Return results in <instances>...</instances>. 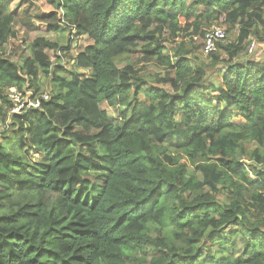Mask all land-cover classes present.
I'll return each mask as SVG.
<instances>
[{"label": "trees", "instance_id": "trees-1", "mask_svg": "<svg viewBox=\"0 0 264 264\" xmlns=\"http://www.w3.org/2000/svg\"><path fill=\"white\" fill-rule=\"evenodd\" d=\"M13 1L0 118L10 87L38 95L43 76L49 99L1 134L0 264H264V0H54L22 17ZM16 20L89 41L16 45ZM214 24L226 39L204 55ZM105 102L127 110L114 122Z\"/></svg>", "mask_w": 264, "mask_h": 264}, {"label": "rangeland", "instance_id": "rangeland-1", "mask_svg": "<svg viewBox=\"0 0 264 264\" xmlns=\"http://www.w3.org/2000/svg\"><path fill=\"white\" fill-rule=\"evenodd\" d=\"M54 0H14L15 6L18 7L21 6L19 9L18 17H22L24 13H34V14H46V13H52L55 11V5L52 3ZM61 15V13H59ZM59 15V16H60ZM38 30L30 31L27 29V27H24L21 22L18 20L13 23V29L16 32L17 38L13 41L15 44L19 43H28L34 40L36 37L44 36L45 38L57 41L60 45H66L70 42L69 39V28H63V30L57 31V32H50L49 30L45 29L42 24H37ZM223 28V27H222ZM224 29V28H223ZM225 31V29H224ZM226 32V31H225ZM237 33V32H236ZM12 42V43H13ZM74 48L72 49L73 53H78L81 51L84 46L88 43L87 39L84 38H74V40L71 41ZM14 59H16L14 57ZM130 62V61H129ZM127 63L126 59H121L118 62L119 67H122ZM68 67H70V64H67ZM146 69L145 71H148V75L160 73L163 74V70L153 66V65H145ZM42 79V90L39 92V94L48 92L47 88V79L45 77H41ZM22 93H26V98L32 94V90H29L27 88H24L23 90H20ZM9 91L7 90V94ZM105 107L109 113V117L114 122L121 119L124 112H126V108L121 107L117 104L110 105L105 102L104 105H102V108ZM1 134H4L3 131L0 132V138L3 137ZM6 135V134H5ZM54 196V195H53Z\"/></svg>", "mask_w": 264, "mask_h": 264}, {"label": "built area", "instance_id": "built-area-1", "mask_svg": "<svg viewBox=\"0 0 264 264\" xmlns=\"http://www.w3.org/2000/svg\"><path fill=\"white\" fill-rule=\"evenodd\" d=\"M226 38V32L224 29L214 24L206 30L203 39L204 54H210L218 49V43L222 42ZM256 48V41H252L249 46V52H253ZM8 97L12 102V107L9 108L8 117L6 120L0 118V132L9 131L11 129V114L21 113L24 110L31 108H40L43 100L49 99V93L44 92L38 95L33 93L26 98V93H22L17 87L8 88Z\"/></svg>", "mask_w": 264, "mask_h": 264}, {"label": "clouds", "instance_id": "clouds-1", "mask_svg": "<svg viewBox=\"0 0 264 264\" xmlns=\"http://www.w3.org/2000/svg\"><path fill=\"white\" fill-rule=\"evenodd\" d=\"M61 25H62V27L63 28H69V38H70V41H72V40H74V38L76 37V38H86L87 39V41H89L88 40V37L86 36V35H84V36H77L76 35V27L74 26V25H72V24H70V23H68V22H64V23H61ZM226 39V38H225ZM224 39V40H225ZM223 40V41H224ZM72 43V42H71ZM203 46H204V44H203ZM256 49V48H255ZM249 50V49H248ZM203 52H204V50H203ZM250 53V52H249ZM252 53V52H251ZM77 54V53H76ZM204 55H206V54H204ZM208 55V54H207ZM11 125H12V119H11Z\"/></svg>", "mask_w": 264, "mask_h": 264}]
</instances>
